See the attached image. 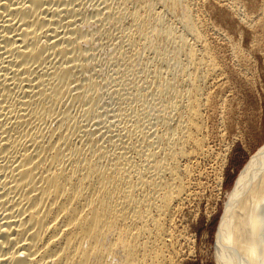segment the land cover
I'll return each mask as SVG.
<instances>
[{
	"label": "bare ground",
	"instance_id": "6f19581e",
	"mask_svg": "<svg viewBox=\"0 0 264 264\" xmlns=\"http://www.w3.org/2000/svg\"><path fill=\"white\" fill-rule=\"evenodd\" d=\"M207 2L0 0V264L182 262L201 164L221 188L228 149L209 144L224 70L208 34L229 36ZM231 191L220 263L264 264V148Z\"/></svg>",
	"mask_w": 264,
	"mask_h": 264
},
{
	"label": "rangeland",
	"instance_id": "374dc122",
	"mask_svg": "<svg viewBox=\"0 0 264 264\" xmlns=\"http://www.w3.org/2000/svg\"><path fill=\"white\" fill-rule=\"evenodd\" d=\"M217 2L219 1L210 0L209 2L208 0L205 8H207L206 10L209 9L212 21L215 19L214 22L220 28L222 27L226 32L228 30L227 33L230 38L216 32L214 34L213 31L208 34V36H211H209L210 41L219 51L224 70V75L222 74L221 81L219 80L221 85L217 84L215 86L217 88H213V92L219 97L220 103L217 106L218 112L216 111L211 115L210 122L208 121L209 128L212 127L213 131L211 133V143L209 144L218 152L224 150L225 146L229 150L227 149L225 150L226 153L224 152L226 162L223 172L224 182L221 188L218 187L212 171V167L216 164L215 160H207L205 161L207 163L202 162L201 164L204 170L206 168L205 172L208 173L207 178L204 179V183H206L204 187L206 188L203 187L202 190L205 194H202L201 200L195 201L196 206L191 203V205H188V210L186 209L184 212L183 217L185 218H182V222L186 229L188 228L187 231H191L188 234L193 238L191 242L184 245L186 247H184L186 257L184 256L180 264H221L217 245L219 244L218 229L224 212L225 200L235 187L239 174L246 168L251 158L264 148V25L262 26L264 21L256 22L252 28L244 20L241 22V18L243 19L241 15H236L233 10L226 8L224 3L219 2V4ZM244 2L246 9L245 7L242 9L246 12L249 9L251 13L255 11L254 14H260L259 9L264 4L263 0H244ZM212 4L215 6L213 7ZM256 38L257 41H255ZM236 43L243 49L244 55L241 56L242 58L235 57L233 54V44ZM223 115L227 116L224 117ZM209 165L211 166L209 167ZM198 201L202 202L198 203ZM192 211H195V213H191ZM193 241H195L194 244Z\"/></svg>",
	"mask_w": 264,
	"mask_h": 264
}]
</instances>
